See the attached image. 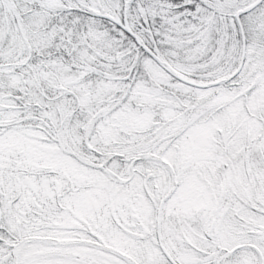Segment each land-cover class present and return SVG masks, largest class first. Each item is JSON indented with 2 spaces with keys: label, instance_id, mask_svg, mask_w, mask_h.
Listing matches in <instances>:
<instances>
[{
  "label": "snow or ice",
  "instance_id": "obj_1",
  "mask_svg": "<svg viewBox=\"0 0 264 264\" xmlns=\"http://www.w3.org/2000/svg\"><path fill=\"white\" fill-rule=\"evenodd\" d=\"M0 264H264V0H0Z\"/></svg>",
  "mask_w": 264,
  "mask_h": 264
}]
</instances>
